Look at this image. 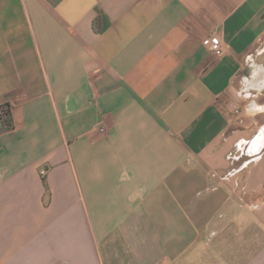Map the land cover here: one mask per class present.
I'll return each mask as SVG.
<instances>
[{
	"label": "crops",
	"instance_id": "1",
	"mask_svg": "<svg viewBox=\"0 0 264 264\" xmlns=\"http://www.w3.org/2000/svg\"><path fill=\"white\" fill-rule=\"evenodd\" d=\"M4 105L0 264H264V0H0Z\"/></svg>",
	"mask_w": 264,
	"mask_h": 264
},
{
	"label": "built area",
	"instance_id": "2",
	"mask_svg": "<svg viewBox=\"0 0 264 264\" xmlns=\"http://www.w3.org/2000/svg\"><path fill=\"white\" fill-rule=\"evenodd\" d=\"M203 46L210 51L217 59L223 56V46L219 37L214 35H208L203 40ZM236 111V110H235ZM10 112L6 106H0V124L5 119L6 113ZM238 111H236L237 113ZM100 132H103L101 129Z\"/></svg>",
	"mask_w": 264,
	"mask_h": 264
},
{
	"label": "trees",
	"instance_id": "3",
	"mask_svg": "<svg viewBox=\"0 0 264 264\" xmlns=\"http://www.w3.org/2000/svg\"><path fill=\"white\" fill-rule=\"evenodd\" d=\"M6 108H8V107L6 106ZM12 128H13V125H12V121H11V115H10V112H8V113H6L5 119L0 124V133L10 131Z\"/></svg>",
	"mask_w": 264,
	"mask_h": 264
},
{
	"label": "rangeland",
	"instance_id": "4",
	"mask_svg": "<svg viewBox=\"0 0 264 264\" xmlns=\"http://www.w3.org/2000/svg\"><path fill=\"white\" fill-rule=\"evenodd\" d=\"M240 92H241V94H243V92H244V89L242 88ZM229 155H233V154H229Z\"/></svg>",
	"mask_w": 264,
	"mask_h": 264
}]
</instances>
